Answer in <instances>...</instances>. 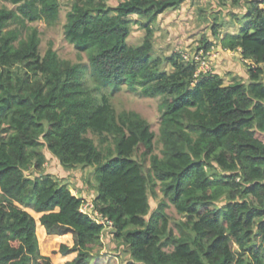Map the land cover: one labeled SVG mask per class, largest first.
Wrapping results in <instances>:
<instances>
[{
	"label": "trees",
	"instance_id": "trees-1",
	"mask_svg": "<svg viewBox=\"0 0 264 264\" xmlns=\"http://www.w3.org/2000/svg\"><path fill=\"white\" fill-rule=\"evenodd\" d=\"M3 1L14 8L0 6V264H53L43 241L62 236L65 264H103L111 240L123 264H264V0H228L244 2L241 26L220 45L247 68L225 84L194 75L205 36L189 59L167 57L170 69L153 55L151 24L185 0H72L62 28L74 60L51 45L41 53L27 24H55L59 0ZM133 24L145 30L139 45L127 43ZM122 88L160 97V155L148 121L116 109ZM49 156L64 170L94 167L93 207L111 225L80 211L87 197L45 171ZM169 203L185 217L178 235Z\"/></svg>",
	"mask_w": 264,
	"mask_h": 264
},
{
	"label": "rangeland",
	"instance_id": "rangeland-1",
	"mask_svg": "<svg viewBox=\"0 0 264 264\" xmlns=\"http://www.w3.org/2000/svg\"><path fill=\"white\" fill-rule=\"evenodd\" d=\"M121 0H106L108 5H116ZM72 0H59V17L55 24L49 26L43 21L27 23L35 26L40 37V51L44 53L49 45L52 46L58 56L65 59H75V50L63 35V24L66 20V13L70 9ZM14 8L13 5L0 0V6ZM244 2L240 6H234L228 0H185L178 8L168 9L158 15L156 21L151 24L153 28V55L162 60V66L170 69L166 58L173 53L195 50L202 45L201 38L205 36L211 42V50L208 55L211 65V72H217L223 82L229 83L235 80H246V64L241 59L238 52H226L220 45V38L225 33H235L241 26L242 11ZM136 18V16H131ZM216 25L219 36L214 38L211 27ZM12 27V26H11ZM145 30L138 24H133L130 29L127 43L130 45H139L143 41ZM197 70V69H196ZM264 80V74H263ZM160 97H146L139 91L132 93L122 88L114 95V105L116 109L133 110L146 119L150 129L155 133L154 149L155 154L160 155L162 148L158 140V129L160 112L158 103ZM97 144L96 137L89 134ZM50 157V156H49ZM139 158L138 154L135 156ZM145 165H149L147 158ZM45 171L57 177L62 183H66L72 194L79 196L83 190L86 200L92 201L95 190L96 179L93 166H76L75 168L64 170L62 166L53 158L45 164ZM81 180V181H80ZM81 185V188H76ZM79 190V192H78ZM162 193L159 185L156 187V197H150L151 211L156 208L157 203L162 200ZM164 212L168 216V227L172 229L175 235H178L176 223L183 221L185 217L178 213L172 204L164 207ZM37 217V215H34ZM39 233V240L43 239V234ZM45 251L43 255L48 256L53 264H65V259L59 253L60 243L71 245L70 236H62L59 239H46L43 241ZM99 256L103 258V264H123L128 260V254L123 247H116V243L111 240L104 243Z\"/></svg>",
	"mask_w": 264,
	"mask_h": 264
},
{
	"label": "built area",
	"instance_id": "built-area-1",
	"mask_svg": "<svg viewBox=\"0 0 264 264\" xmlns=\"http://www.w3.org/2000/svg\"><path fill=\"white\" fill-rule=\"evenodd\" d=\"M202 50H198L195 54H194V60L196 62V66H197V70L195 72V76H197L199 73H207V72H211V65L209 62V58L208 55L209 53L205 54L202 56ZM180 56L187 60L189 59V57L191 56V54L188 51H182L180 52ZM80 211L84 214L89 215L90 217H93L95 219L96 222L100 223V224H105V225H111V222H105L99 212L97 210L94 209L93 207V202L86 200V201H82L81 207H80Z\"/></svg>",
	"mask_w": 264,
	"mask_h": 264
}]
</instances>
